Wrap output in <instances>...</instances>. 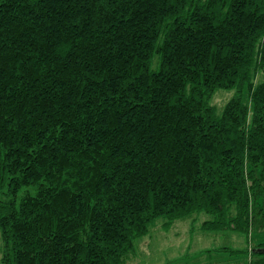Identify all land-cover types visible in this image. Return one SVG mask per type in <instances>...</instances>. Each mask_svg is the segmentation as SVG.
<instances>
[{"label":"trees","instance_id":"1","mask_svg":"<svg viewBox=\"0 0 264 264\" xmlns=\"http://www.w3.org/2000/svg\"><path fill=\"white\" fill-rule=\"evenodd\" d=\"M201 213L264 264V0H0L2 264H123Z\"/></svg>","mask_w":264,"mask_h":264},{"label":"rangeland","instance_id":"2","mask_svg":"<svg viewBox=\"0 0 264 264\" xmlns=\"http://www.w3.org/2000/svg\"><path fill=\"white\" fill-rule=\"evenodd\" d=\"M232 93L233 89L220 88L210 101L219 108ZM192 218H179L166 229L162 225L165 219L157 217L149 224V230L145 235L134 239V246L126 255L123 264H246L248 262L245 255L230 256L226 250V253L220 251L225 245L243 247L246 244L244 235L230 230L203 231L196 226L200 224L201 219L208 218V215L201 213L195 219L191 220ZM260 231L254 234L253 241L264 240V230ZM1 248L0 239V255ZM227 258L233 261H228ZM0 264H2L1 258Z\"/></svg>","mask_w":264,"mask_h":264},{"label":"water","instance_id":"3","mask_svg":"<svg viewBox=\"0 0 264 264\" xmlns=\"http://www.w3.org/2000/svg\"><path fill=\"white\" fill-rule=\"evenodd\" d=\"M255 252H264V247L254 248Z\"/></svg>","mask_w":264,"mask_h":264},{"label":"crops","instance_id":"4","mask_svg":"<svg viewBox=\"0 0 264 264\" xmlns=\"http://www.w3.org/2000/svg\"><path fill=\"white\" fill-rule=\"evenodd\" d=\"M232 248H235L234 246L232 247ZM247 258V257H246ZM228 259V258H227ZM225 260V259H224ZM230 260H232V259H228V261H230ZM249 259L247 258V261H248ZM233 261V260H232ZM234 263V262H233ZM248 263V262H247ZM246 263V264H247ZM236 264V263H235Z\"/></svg>","mask_w":264,"mask_h":264}]
</instances>
